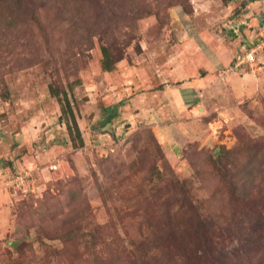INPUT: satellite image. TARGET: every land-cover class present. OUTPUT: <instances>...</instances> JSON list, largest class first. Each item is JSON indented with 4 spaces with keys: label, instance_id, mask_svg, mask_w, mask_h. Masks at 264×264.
I'll use <instances>...</instances> for the list:
<instances>
[{
    "label": "rangeland",
    "instance_id": "1",
    "mask_svg": "<svg viewBox=\"0 0 264 264\" xmlns=\"http://www.w3.org/2000/svg\"><path fill=\"white\" fill-rule=\"evenodd\" d=\"M38 1L34 15L18 10L14 28L0 24V162L9 173L41 172L32 198L0 190V264H184L154 247L178 207L167 205L177 180L211 219L207 231L221 229L214 264L218 254L256 264L263 236L242 200L264 194V69L237 66V57L262 28L264 0ZM171 55L193 70L162 83L157 69ZM127 67L144 70L150 89L140 80L124 89ZM198 79L188 103L206 107L199 134L175 150L153 118L160 94ZM51 87L69 94L83 145L73 144ZM255 143L258 151L244 148ZM222 150L233 154L218 163ZM74 225L97 232L94 243H64L59 234Z\"/></svg>",
    "mask_w": 264,
    "mask_h": 264
},
{
    "label": "trees",
    "instance_id": "2",
    "mask_svg": "<svg viewBox=\"0 0 264 264\" xmlns=\"http://www.w3.org/2000/svg\"><path fill=\"white\" fill-rule=\"evenodd\" d=\"M222 1L224 3H228L231 0ZM38 8H43L41 1L39 2L38 0H0V24L4 21H7V25H10V27L14 28L17 24L20 23L18 19L21 17V13L34 15L36 9ZM18 10L21 11V13ZM262 24H264V22ZM102 65L104 69L108 71L112 70L115 65V60L113 58L112 52L107 46L103 47ZM51 90L53 95L58 97L61 103H63L62 109L64 110V116L62 117L67 120L68 129L73 144L75 146L83 145L85 141L79 128L77 118L75 116L71 100L69 98V94L67 93V91H56L53 87H51ZM254 146L258 151L260 146L257 143L251 144L244 148L248 151ZM240 149H238V152H240ZM231 154H233V151L222 150L219 153L220 156H218L215 160L218 163L222 162L224 158L231 156ZM23 169L33 170L36 169V167H25ZM39 176H41V172L39 173ZM174 185L176 186L174 187V196L168 199L167 205L170 204L172 205V207L176 205L178 207L176 210H173L171 207L168 209L171 210L172 213H167L164 232L156 234L154 242L157 245H155L154 247L156 249H162L165 254L166 251H174L177 254H180L185 260L184 264H214V260L212 259L220 250L224 248L221 242L216 241L217 234L221 229L215 228L214 234L210 229L207 231L209 227L206 224H208L210 222L209 220L211 219L201 211L200 205L198 203H195V201L191 198L186 181L177 180V183ZM229 191L233 195V197H235L233 191H231V189ZM37 193L28 194L23 198H17V200L32 198ZM11 197L16 198L14 196ZM242 202L245 205L248 203V208L250 209L246 211L244 215L250 217L249 213L254 212L256 214V216L251 217L252 219L250 221H254L256 224L254 226L255 236H263L261 249L259 251L260 256L258 255L259 260L258 262L256 261V264H264V194L250 195L248 199H244L242 200ZM256 206L260 207V210L258 212H255V209L258 210V208H255ZM178 208L183 209V216L181 218L176 217L175 215ZM80 231L82 232L80 233ZM260 236H258V238H260ZM59 237L64 243H69V241L78 237H83L87 242L90 240V242L94 243L91 238H96L97 232H92L91 230L88 231L85 229L83 230L78 225H74L71 226L69 230L62 231L59 234ZM255 244L256 243H254V245ZM256 246L258 245L256 244ZM251 250L254 251L255 246ZM132 254L133 253H131V255H127L133 257ZM217 257L220 261V264H224L225 257H219V254L217 255ZM240 264H250V262L241 261Z\"/></svg>",
    "mask_w": 264,
    "mask_h": 264
},
{
    "label": "crops",
    "instance_id": "3",
    "mask_svg": "<svg viewBox=\"0 0 264 264\" xmlns=\"http://www.w3.org/2000/svg\"><path fill=\"white\" fill-rule=\"evenodd\" d=\"M263 26L264 24H261L262 28ZM257 34H258L257 32L253 34V40L256 38ZM253 40L251 41V43L248 42L246 44H243V46L240 49V54L245 53V49H243L244 46L249 47L252 44ZM169 57L171 58L169 59V64L166 66L167 68L164 66H161L162 69H157V71H161L162 73L165 74L164 76L165 80L162 83H167V80H169L175 73H177L178 76H180L181 74L186 73V71L188 70V75H189L191 71L193 70V68L189 66L187 62L185 63L182 62L183 61L182 56L180 57L179 55H171ZM237 60H238V57H237ZM130 68L131 67L129 68L127 67L124 71V73L126 74V75L125 74L123 75V77H125V79L123 78V80L126 81V84H124V89L130 90L129 86H132L134 82L137 80H140L141 81L140 83L146 84L148 86L147 83H149L150 79H146L147 77H146L145 71L137 67H134L133 69H130ZM151 69L153 70V67H151ZM137 77L139 78L137 79ZM143 80H145L146 82ZM193 85H195L196 87H194ZM197 85H200L199 79L192 81V82L189 81V82L182 83L179 86L178 85L177 86L175 85L167 86L164 89V94L163 93L160 94V97H163L164 95V98L159 99V102H158L159 111L157 112V115H155L154 117L152 116L154 119L157 120L156 124H158L157 128H159L158 130L160 132L161 139L168 140V141L173 140L175 142V146H174L175 150H178L180 147H182L180 141H189L191 139H196L198 137V134H199L198 128L200 126L198 120L200 116L197 113V111L205 112L206 107L204 105L202 106V104L199 103V101L196 103L194 101L192 103L190 102L188 103V100L192 97L193 93H195L194 91L196 92L200 91L199 90L200 88L198 89ZM143 92L148 94L147 90ZM135 96H136L135 98L140 97L138 95H135ZM148 98L150 101L151 97H148ZM161 100L162 102H160ZM1 162L2 164H0V166H3V169L0 168V184L4 176L7 173H9V172H6V167H5L6 165L4 164L5 160L3 159ZM0 190L12 196L7 190L3 188H0Z\"/></svg>",
    "mask_w": 264,
    "mask_h": 264
},
{
    "label": "built area",
    "instance_id": "4",
    "mask_svg": "<svg viewBox=\"0 0 264 264\" xmlns=\"http://www.w3.org/2000/svg\"><path fill=\"white\" fill-rule=\"evenodd\" d=\"M238 65L249 68L253 73H258L264 69V26L252 44L245 48V53L238 56ZM39 173L38 168L17 170L4 176L0 188L7 190L17 198L35 194L39 191Z\"/></svg>",
    "mask_w": 264,
    "mask_h": 264
}]
</instances>
